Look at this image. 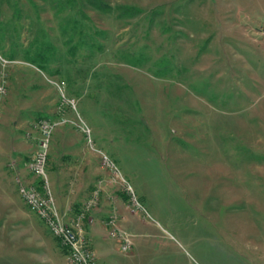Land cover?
Returning <instances> with one entry per match:
<instances>
[{
  "label": "rangeland",
  "instance_id": "rangeland-1",
  "mask_svg": "<svg viewBox=\"0 0 264 264\" xmlns=\"http://www.w3.org/2000/svg\"><path fill=\"white\" fill-rule=\"evenodd\" d=\"M0 85V264H70L7 166L38 183L39 117L65 121L45 163L63 220L96 183L68 120L133 190L134 211L103 166V207L143 221L110 264H264V0H0Z\"/></svg>",
  "mask_w": 264,
  "mask_h": 264
},
{
  "label": "built area",
  "instance_id": "built-area-1",
  "mask_svg": "<svg viewBox=\"0 0 264 264\" xmlns=\"http://www.w3.org/2000/svg\"><path fill=\"white\" fill-rule=\"evenodd\" d=\"M62 82L57 84L59 88ZM2 85H0V92H2ZM70 107L74 109V103L71 99L60 94L59 108ZM65 122L63 119L50 121L47 118L39 117L34 123V129L37 133L36 150L29 162L25 164L28 171L37 179L38 183H25L21 178L15 179L16 191L21 200L43 221L46 228L52 236H54L61 247L65 250L67 260L70 264H95L94 256L87 242L81 239V228L79 222L83 215L88 210L97 205L98 201V187L94 188L89 197L84 201L80 212L74 219L63 221L57 214L54 199L49 191L45 163L47 150L49 147L50 136L54 126ZM72 124L82 133L86 146L99 156V161L108 172V182L119 187L128 199V204L131 210H137L140 205L135 199L133 190L130 184L121 175L119 168L115 162L106 156L100 149L93 146V141L90 137V131L86 124L80 120L67 121ZM15 160L8 162L9 168L13 169ZM111 218L107 221L110 226L108 235L119 240L120 250L127 252L130 250V241L125 232L115 225Z\"/></svg>",
  "mask_w": 264,
  "mask_h": 264
},
{
  "label": "crops",
  "instance_id": "crops-1",
  "mask_svg": "<svg viewBox=\"0 0 264 264\" xmlns=\"http://www.w3.org/2000/svg\"><path fill=\"white\" fill-rule=\"evenodd\" d=\"M84 145H85V142H84ZM87 150L91 154V156L93 158L92 159L93 162H88L89 164H86V168L88 170H92V172L96 171L95 174L90 176V180H93V178L96 177V179H95L96 183H94L95 184L94 188L98 187V190L100 191L99 193L101 194V192H102V195L100 196L101 199L99 201V205L90 209L91 212H90L89 216L91 218L89 217V220H88L89 223L86 225V232L89 234L90 244H91L90 248H91V251H92L93 256H94V263L95 264H110V262L114 261L113 258H111V257L113 256L114 252H117L116 248H118V250H120V248L118 247L119 246V240L118 239L114 238V240L112 242L107 237V234L109 231L108 230L109 225H107V221L111 218V216H113L112 218L114 220L115 225L118 226V228H120L123 232H125L127 234L129 241H130V250L129 251L132 250V235L134 234L132 232H135L136 229H138V228H142L143 221H142V219L136 220V219H134L133 216H131L130 214L127 213L126 206H125V203L123 202L124 200L122 199L123 198L122 196L116 197L115 195L114 196L111 195L110 199H109L110 200L109 202H111V206L109 208L103 207V166L100 164L99 156L97 155V153L92 151L91 149L89 150L88 148H87ZM75 157L77 158V156H75ZM10 160H12V159H10ZM14 160H15V165H14L13 169L9 168V166L7 164L8 168L12 171V173L14 175V183H15L16 178H21L25 183H28L22 178V175H21L20 171L18 170L19 169L18 161L16 159H14ZM96 160H97L98 164H96ZM23 166L25 167L24 163H23ZM100 177H102V178H100ZM15 187H16V185H15ZM50 187H51V193L52 194L54 193V195H56V197H57L56 188L54 187L53 182H52V184L50 182ZM55 203H56V201H55ZM55 207H56V205H55ZM57 214L61 217V219L63 218V216H61L58 212H57ZM68 220H70V219H68ZM68 220H63V221L67 222ZM106 230H107V234H106ZM105 238L108 239L109 241H106ZM129 251H127L126 254L129 253ZM125 257H126V259L127 258L129 259L127 261L129 264L131 256L127 255Z\"/></svg>",
  "mask_w": 264,
  "mask_h": 264
}]
</instances>
